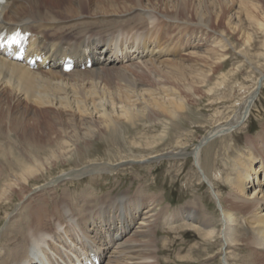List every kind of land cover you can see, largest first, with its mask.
Wrapping results in <instances>:
<instances>
[{"label": "rangeland", "instance_id": "rangeland-1", "mask_svg": "<svg viewBox=\"0 0 264 264\" xmlns=\"http://www.w3.org/2000/svg\"><path fill=\"white\" fill-rule=\"evenodd\" d=\"M57 1L62 9L54 7L55 14L57 10L60 11L67 17L64 21L69 23L80 21V16L70 13L78 11L80 5L77 0ZM96 1L99 0H92L90 5L88 3L83 5L81 9L86 15L82 16H90L91 12H94ZM182 1L189 2V6L182 4ZM106 2L109 5L105 6L124 12L102 16L93 14L95 16L90 18L91 20L104 18L106 21L118 23L111 25V28L140 24L145 27L147 24L142 23L139 18L148 11L159 12L166 17H176L179 22L166 18L158 27L161 33L158 43L162 45L167 38L172 42V46L178 45L177 49H172L173 54L166 48L157 57L170 60L108 72L104 74L102 80L104 91L116 96L126 92L131 94L132 92L128 91L130 84L124 80L127 78L131 80L135 90L141 93L158 95L162 91H175L178 97L182 96L186 108L170 116L162 113L156 106L149 107L146 111L147 117L137 120L135 124L121 116L118 119L122 123V130L119 132L121 134L117 133L112 137L109 131L100 127L99 118L95 116L85 117L78 112L66 110V107L40 106L23 97L15 99L8 92H1L0 111L2 109L4 111L0 113L2 118L0 121L4 119L11 126L0 124V129L10 130L13 137L10 141L0 138V192L14 182L13 175L27 176L26 167L34 171L32 170L33 176H29V184L23 185L26 186L23 190L18 185L17 189L14 188L8 193L12 198L9 199L8 194L0 197V228L12 223L15 226V221L26 210L27 203L37 204L46 197L51 202L46 212L51 213L57 201L78 203L74 201V195H80L90 189L93 193L91 197L102 200L101 198L105 196L133 193L138 188L141 190L144 188V193L152 199L155 198L159 216H163L165 212L168 216L174 215L175 219L172 224L160 225L155 230L153 241L160 249L157 259L161 264H225L219 233L215 235L217 239L213 237L206 243L201 227L195 226L190 220L176 221L182 208L194 207L196 204L206 209L204 213L207 216L215 214L217 228L218 230L221 228L219 204L213 197L210 185L201 176L193 155L162 158V154L182 149L188 153L192 152L200 139L215 125L231 121L248 94L260 84L252 111L244 123L231 132L215 137L209 145L203 147V159H206L201 160L202 164L204 163L203 167L220 196L228 194L230 183L227 179L232 174L234 158L240 150L247 147L248 139L257 138L258 143L260 142L258 136L264 135V78H261L262 82L259 83L260 74L264 71V0H106ZM43 8L41 6V9ZM195 10L201 12L197 15ZM201 16L209 20L208 28L198 25ZM103 28L94 27L90 33L104 35L106 32H98ZM44 33L50 35L47 30ZM215 38H222L224 41L216 45L218 47L210 49L214 47ZM225 42L229 43L227 47L223 46ZM213 54L219 55L211 57ZM131 62L141 63V60L135 59ZM157 153L160 155L157 160H147L152 154ZM132 159L135 160L132 162L130 161ZM120 161L123 162L119 163ZM91 163L114 164L118 165V168L113 173L102 171L100 174L85 175L81 179L60 180L54 186L52 182L49 183L51 179L65 171L82 168ZM116 167H110V170L113 171ZM257 175L261 176L262 171ZM38 185L40 186L38 191L32 190ZM20 202L24 205L20 204L15 209V216L7 219V212L13 211ZM239 225V229L246 226L243 220H240ZM33 247L27 250V256L31 255ZM241 248L243 247L233 248V254H228L232 257L228 256L230 264H240L237 260L245 258L247 251ZM209 253L217 255L207 258ZM24 254L26 250L9 264L20 263ZM2 260L3 257L0 261ZM249 263L253 262L248 261L247 264Z\"/></svg>", "mask_w": 264, "mask_h": 264}, {"label": "bare ground", "instance_id": "bare-ground-1", "mask_svg": "<svg viewBox=\"0 0 264 264\" xmlns=\"http://www.w3.org/2000/svg\"><path fill=\"white\" fill-rule=\"evenodd\" d=\"M91 1L77 0L80 5L78 11L70 13L80 16V21L69 23L64 21L67 17L60 11L57 10L56 14L53 11L54 7L62 9L57 0H4L0 8V30L8 29L11 32L21 27L31 32L32 39L28 52L33 55H42L43 61H37L36 65L32 66L27 61L18 62L0 54V95H2L1 92H8L15 99L23 97L40 106L66 107L67 109H63L78 112L85 117L95 116L99 118L100 127L109 131L111 136H115L122 130V123L118 120L121 116L135 124L137 120L147 117L146 111L149 107L156 106L162 113L170 116L185 109L186 105L182 96L178 97L175 91H162L159 93L160 96L154 93H141L135 90L131 80L125 78L124 80L130 84L128 91L132 93L126 92L116 96L105 92V86L102 83L104 74L108 72L119 71L134 65L143 66L147 63H162L170 60V58L157 57L166 48L171 53L172 49H177L178 45L172 46V42L167 38L162 45L158 43L159 36L161 37L158 27L166 18L173 19L174 22L179 20H176V17L162 16L159 12L148 11L139 18L142 23L147 24L145 27L140 24L111 28V25L118 23L106 21L102 17H100L102 19L91 20L90 17L95 16L93 14L102 16L120 14L124 11L117 8L111 9L105 6L109 5L106 0H99L95 2L94 12H91L90 16H82L86 13L82 12L81 8L86 3L90 5ZM182 4L188 5L189 2L182 1ZM41 6L44 8L41 9ZM195 11L197 15L201 12ZM203 17L199 18L198 25L208 28L209 20ZM100 26L104 28L98 32H106V34L90 33L92 28ZM46 30L51 37L44 33ZM216 39L218 38L213 39L214 47L210 49L218 47L216 45L224 41L222 38L217 41ZM226 45L229 43L225 42L223 46L227 47ZM154 48H156L155 51ZM69 56L74 58L76 66L72 71L66 72L63 71L62 66L67 63L66 58ZM213 56L214 54L211 57ZM135 59H140L141 63H137L138 61L132 63L131 61ZM89 61L93 62V66L83 68ZM260 75L259 83L262 82L261 78H264V71ZM260 86L258 84L248 94L239 112L231 121L215 125L200 139L192 152L188 153L182 149L162 154V158L193 155L201 176L210 185L213 197L219 204L221 228L220 230L217 228L215 214L207 216L204 213L206 209L196 204L194 207L182 208L176 221L190 220L195 226L201 227L204 230L206 243L219 233L222 241V249H220L225 264H230L228 254H233L232 249L240 247L246 249L247 255L245 258L238 259V263L244 264L246 260L245 264L248 261L264 264V135L258 136L260 138L258 143H256L257 138L248 139L247 147L240 150L234 158L233 171L230 169L232 174L227 179L230 186L226 196H220L203 167L204 146L209 145L215 137L231 132L244 123L252 111ZM0 124L11 126L4 119L0 121ZM12 137L10 130L0 129V138L10 141ZM159 157L157 153L146 159L152 161ZM114 166L117 167L113 171L110 170V167ZM117 168L118 165L114 164L91 163L82 168L65 171L51 179L49 183L52 182L54 186L53 183L60 178L75 180L84 178L87 174H100L102 171L113 173ZM25 170L28 172L27 176L13 175L14 182L7 186L8 191L4 188L3 192H0L1 198L10 190L17 189L18 185L23 190L29 184V176H33V169L26 167ZM259 171H262L261 176L257 175ZM23 185L26 186L23 187ZM252 188H254L253 191ZM33 189L38 191L40 186H35ZM90 190L74 195V201L78 203L57 201L51 213L46 212L51 205L48 197L37 204L27 203L26 210L15 221V226L12 223L0 228V259L3 257L0 264L6 261H9L6 262L9 264L25 250L24 258L17 264H97L98 261L102 264H161L157 259L160 249L154 245L153 241L155 230L160 225L172 224L175 220L174 215L168 216V213L164 212L163 216H159L155 198L152 199L144 193V188L142 190L138 188L133 193L124 192L111 197L105 196L101 198L102 200L91 197L93 193ZM87 192H89L88 195L85 194ZM25 195L26 193L23 199ZM10 198L12 197L9 196ZM81 201H83L82 204ZM20 204L23 203L20 202L13 211L7 212V219L15 216V209ZM240 220L246 224L241 226V229H239ZM132 226L133 229L129 231ZM30 247H33L32 253L27 256V250ZM214 255L217 253H209L207 258Z\"/></svg>", "mask_w": 264, "mask_h": 264}]
</instances>
